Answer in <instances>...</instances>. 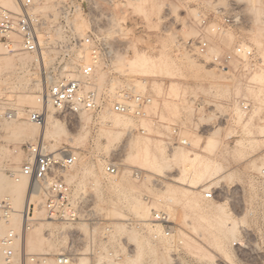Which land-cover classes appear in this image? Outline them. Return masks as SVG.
<instances>
[{"label": "rangeland", "instance_id": "rangeland-1", "mask_svg": "<svg viewBox=\"0 0 264 264\" xmlns=\"http://www.w3.org/2000/svg\"><path fill=\"white\" fill-rule=\"evenodd\" d=\"M44 1L54 5L41 14L48 23V44L55 49L54 43L62 38L61 8L69 0ZM81 1L96 2L100 13L92 15L102 23L104 41L113 51L97 71L102 91L114 97L135 89L153 99L145 109L148 116L139 123L109 106L100 124L88 117L75 118L73 125L60 120L69 134L45 141L53 152L73 149L76 165L69 182L76 193L95 197L101 223L94 229L72 225L95 243V249L88 248L90 256L83 257L85 264H264V0ZM89 15L81 11L74 16L83 36L90 26ZM200 43L207 44V58L199 54ZM46 45L45 56L31 54L39 59L32 64L34 79L39 77L45 85L46 72L55 80L62 78L65 68L79 74L80 54L64 60ZM240 47L252 54L237 56ZM84 49L88 54L83 52L81 60L89 63L90 52ZM215 55L225 68L209 63ZM228 55L232 58L226 61ZM5 88L0 87V172L9 176L6 170L15 158L23 164L27 158L23 147L32 140L29 135L19 139L11 135L8 116L13 101ZM13 112L21 122H31L28 111ZM165 123L182 127L188 144L168 149L171 139ZM129 127H144L147 132L130 136ZM118 157L141 169L142 177H134L129 167L118 177H108L104 164ZM166 186L177 188L179 196L171 199L162 193ZM203 188L235 212L234 232L221 233L200 220L217 213V205L203 198ZM135 200L143 203L142 213L129 206ZM154 209L168 213L177 237L184 241L174 257L160 236L163 228L146 225L154 221ZM228 223L230 227L233 221ZM122 224L125 230L118 228ZM67 231L58 232L57 239L48 231L43 236L56 239L53 250L62 251ZM53 250L48 253H59Z\"/></svg>", "mask_w": 264, "mask_h": 264}, {"label": "built area", "instance_id": "built-area-1", "mask_svg": "<svg viewBox=\"0 0 264 264\" xmlns=\"http://www.w3.org/2000/svg\"><path fill=\"white\" fill-rule=\"evenodd\" d=\"M78 1L81 0H69L63 3L62 38L53 42L55 49L50 47L51 43L46 49H49V52L55 50L64 57V60H70L87 46L90 52L89 63L82 62L80 77L70 80L57 78L51 81L46 72L45 85L38 96L40 107L29 113V119L42 127L47 124L49 114L53 111L59 120L68 121L70 125H73L72 121L75 118L82 121L84 117H88L97 125L103 120L110 105L117 114L136 119L139 123L148 116L145 109L152 105L153 99L150 95L139 93L135 89L122 91L117 96L111 97L97 85V71L104 62L109 61L113 51L104 41L105 37L101 32L103 28L99 26L102 23L92 15L93 11L100 13L96 2ZM41 3L42 0H19L18 10L0 6V43L11 53L43 55L45 52L39 37V29L46 21L37 13V7ZM85 8L90 14L88 17L90 26L86 34L81 36L76 29L74 16L78 12L85 11ZM105 20L109 19L105 17ZM15 45L19 46L15 48ZM199 48V54L207 58V44L200 43ZM251 54V50L246 47H240L236 52L239 57ZM231 58L232 56L228 55L225 60ZM209 59V63L225 68L220 56L215 55ZM244 108L247 109V105L244 104ZM8 118H11V115ZM165 125L167 126L164 128H167L166 131L171 139V142H168V149L174 150L188 144V140L182 135V127L177 124L165 123ZM137 131L142 134L147 132L144 127L138 129L129 127L128 134L132 136ZM23 150L27 158L20 169L16 172L7 169L6 172L17 182L23 178L28 180L26 202L20 211H16L10 197L0 201V259L3 264H72L80 258H88L90 256L88 248L95 249V243L87 239L86 235H82L79 227L67 231L65 247L55 255L33 254L27 250L25 243L23 245L28 233L41 221L66 223L74 227L87 225L88 228L93 229L101 223L95 197L83 191L76 193L69 182L76 164L73 149L62 147L53 152L47 148L44 141H39L37 144L24 145ZM125 167H129L134 177H142L141 169L127 166L125 159L121 157L106 161L104 172L108 177H118ZM155 182L158 184L159 180ZM202 193L206 201L216 198L215 193L210 189L203 188ZM14 214H19L22 219L21 230L12 226ZM153 215L155 225L163 228L160 236L166 240V247L174 257L173 252L181 248L184 241L177 237V229L175 224L171 223L167 212L154 209ZM18 244L19 250H16Z\"/></svg>", "mask_w": 264, "mask_h": 264}, {"label": "bare ground", "instance_id": "bare-ground-1", "mask_svg": "<svg viewBox=\"0 0 264 264\" xmlns=\"http://www.w3.org/2000/svg\"><path fill=\"white\" fill-rule=\"evenodd\" d=\"M18 3H19V0H0V6L5 7V8L14 9V10H18ZM49 3L48 2L45 3V1L43 0L42 3L37 7V13L41 14V12H43V13L47 12L50 8L49 5L52 4V3L51 4H49ZM85 13H87V8H85ZM53 17H55V16L53 15ZM74 23H75V21H74ZM46 25H48V23L45 22L43 24V26L39 29V37H40L42 45H44L46 43L48 45V43H49L48 42V36H49L48 30H49V28ZM75 26H76V24H75ZM79 27H81V26L80 25L76 26V29L78 30ZM80 32H82V28H81ZM81 36H83V34ZM18 46L19 45H15V48H17ZM84 47L86 48V50L88 49L87 46H84ZM84 50L85 49L80 51L78 54L81 55L84 52ZM15 51H17V50H15ZM8 53H10V51L6 47L3 48V46H0V87H6L9 89V90H6V88H5L6 96L8 97L9 101L10 100H11V102L13 101L11 104L12 106H10V104H9V107H11V109L13 108V110L11 112L12 113L11 118H9L11 120V122L9 121L10 122L9 124H10V128L12 130L11 135L13 136V138L19 139L22 137L23 138L27 137L29 135L28 136L29 139L32 140L30 144H37L38 142L36 140V135L37 136L40 135V137H41L40 141L41 142L44 141V143H45V141L59 137L60 135L69 134L65 125L62 124V122L56 118L53 111H51V114H49L47 124L45 126H42V127L33 123L30 119H29V121H31V122H23V121L21 122L20 118H18V116L16 117V115H14L13 111H15V112L20 111L22 113H26L28 111V113H27V115H28L32 110L38 109L40 107V105L38 103V96L41 93V91L43 90L44 85H43V81L41 79H39V77L37 78V80L34 79V75L36 72H34L35 70H33V69L35 67L33 68L32 64L34 61L36 62L39 60V59H37L38 57L35 58V56L33 57V56H31V54L29 55L26 53H25V55H22V54L18 55L19 53L17 54V52H14V54L12 53L13 54L12 56H9ZM45 54H44V56H45ZM85 54H88V53H85ZM80 55H79L80 59H76V60L81 63V61L83 62L84 60H81L83 57ZM85 57H86V55H85ZM86 60L87 59H85V61ZM37 66H39V64ZM73 67L75 68V66H73ZM69 69H71V68H69ZM71 70H73L74 72L69 71L68 69L66 70V68L63 71L61 70L62 72H60V76L64 79H69V80L80 77V72H79V74H76L75 69L72 68ZM48 79L51 81L53 79V77L50 75V73L48 74ZM97 80H98V77L96 76V83L98 82ZM33 82L35 83L34 85H32ZM97 85L101 88V86L98 83H97ZM19 117H20V115H19ZM60 138H61V136H60ZM20 158H21V156H20ZM21 161L22 160H20L19 158H15V162H14V164L12 163L13 166L11 167V170H14L13 172H16L19 170V166L21 165ZM91 174L94 175V173L92 171H91ZM198 175H199V173H198ZM27 189H28V180L26 178H23L19 182H17L14 179H12L10 176H7L6 174L0 172V201L6 197H10L13 201V205H14V208L16 209V211H20L23 208V206L26 202ZM160 191L162 193L168 195L171 199H175L176 197L179 196V191L177 190V188H174L173 186H166L165 188L163 187V189ZM209 202L217 205L216 206L217 208H215V209H217V213L213 218L206 219V217L203 218V216H202V218H200V220L203 221L204 223L208 222L212 228L219 230L221 233L224 230L233 231L237 225V223H236L237 220L235 219V217H236L235 212H233V210L230 209V207L228 206V204L226 202L218 203L216 201V199L209 201ZM193 204H195V206H197L196 203L193 202ZM129 206H131L132 208L138 209L141 212L143 203L141 202V200L140 201L135 200V201H131V203H129ZM120 214H118V215H120ZM152 215H153V213H152ZM229 220H230V222H231V220L233 221V223H231L230 227L228 226ZM147 221L149 222V220L144 219V222H147ZM155 224L156 223L154 220V221L149 222L146 225H148V226L151 225L152 227L158 229L157 228L158 226ZM12 226L15 229L21 230L22 219H21L19 214L13 215ZM118 228L125 230V224L120 225ZM69 229H74V227L72 225L65 223L64 225L60 226V228H58V227H56V222L41 221L40 223H38L35 226V229L33 232L34 237H32L33 236L32 234H31L32 236L30 238L29 237L27 238V236H26L25 240L23 241V245L25 243L26 248L30 253L31 252L32 253H35V252L36 253L37 252L38 253L39 252L40 253L41 252L42 253H46V252L50 253V252H52L54 247L56 248V246H57V244L55 246L53 243H55L54 241H56L57 236L59 235L58 232H60L62 234V232L64 230H69ZM198 229L199 228H197V231H198ZM47 231L50 232L51 236H53L56 239H53V240H49L48 238L46 239V237H44L43 235H45V233ZM209 231H210V229H209ZM16 250H19V244L16 247ZM53 251H55V252L59 251L60 252L61 250L55 249ZM0 261H1V259H0ZM85 263H86V260L84 258H80L77 261V264H85ZM0 264H1V262H0ZM72 264H74V263H72Z\"/></svg>", "mask_w": 264, "mask_h": 264}]
</instances>
